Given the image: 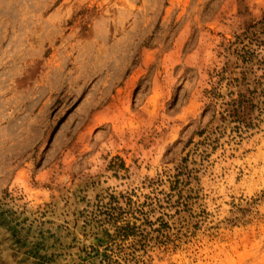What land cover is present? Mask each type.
Returning a JSON list of instances; mask_svg holds the SVG:
<instances>
[{"label": "rangeland", "instance_id": "rangeland-1", "mask_svg": "<svg viewBox=\"0 0 264 264\" xmlns=\"http://www.w3.org/2000/svg\"><path fill=\"white\" fill-rule=\"evenodd\" d=\"M244 72L264 0H0V264H264Z\"/></svg>", "mask_w": 264, "mask_h": 264}, {"label": "trees", "instance_id": "trees-1", "mask_svg": "<svg viewBox=\"0 0 264 264\" xmlns=\"http://www.w3.org/2000/svg\"><path fill=\"white\" fill-rule=\"evenodd\" d=\"M241 75L242 78L240 80H234L241 87V91L234 98L222 104V113L220 114L221 120L234 124L237 131L249 130L256 125L253 117L254 103L264 96V85L259 92L257 86L247 80V74L245 72ZM131 230L129 226H122L117 228L116 235H126Z\"/></svg>", "mask_w": 264, "mask_h": 264}]
</instances>
